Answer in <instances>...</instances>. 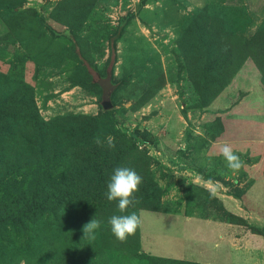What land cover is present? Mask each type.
<instances>
[{
    "label": "rangeland",
    "instance_id": "rangeland-1",
    "mask_svg": "<svg viewBox=\"0 0 264 264\" xmlns=\"http://www.w3.org/2000/svg\"><path fill=\"white\" fill-rule=\"evenodd\" d=\"M258 98L264 0H0V264L145 260L142 238L151 252L177 237L204 248L208 223L264 264V235L227 222L264 234ZM224 142L245 161L238 175ZM117 167L143 177L128 209L142 228L126 243L107 223L121 214L105 195ZM93 217L102 227L82 239Z\"/></svg>",
    "mask_w": 264,
    "mask_h": 264
},
{
    "label": "clouds",
    "instance_id": "clouds-1",
    "mask_svg": "<svg viewBox=\"0 0 264 264\" xmlns=\"http://www.w3.org/2000/svg\"><path fill=\"white\" fill-rule=\"evenodd\" d=\"M258 102L264 103V99H259ZM98 147L113 150L116 147L114 137L108 136L102 139L96 136L93 141ZM219 154L226 162V166L233 175H238L245 167V161L241 156L234 151L233 146L224 142L219 147ZM211 183V181H209ZM143 184V177L130 167H117L107 182L106 198L110 202H116L120 215H113L107 223L111 227V232L114 237L121 243H126L129 237L134 236L139 229L142 228V219L137 212H128L130 207L140 203L138 193ZM216 190H210L209 197L215 198ZM95 217V216H94ZM92 218L89 222L83 225V238L95 239L98 231L102 227V221ZM21 264H24L22 261Z\"/></svg>",
    "mask_w": 264,
    "mask_h": 264
},
{
    "label": "crops",
    "instance_id": "crops-1",
    "mask_svg": "<svg viewBox=\"0 0 264 264\" xmlns=\"http://www.w3.org/2000/svg\"><path fill=\"white\" fill-rule=\"evenodd\" d=\"M218 224L220 226H218L217 224L215 225L208 223L209 227L211 226V229L215 228L216 231L211 230L212 235L211 237H207L209 242H207L206 246H204L205 249L203 248V245L201 244L199 245L197 241H189V243H187L188 242L187 240H182L181 238L177 237L174 239L177 240V242H175L174 245L167 243V240H162L161 247H163V249L161 250V252H159L158 250H154V252H151V250L147 249V246L145 245V242L143 241L142 238L141 252L157 259L175 260V261L183 260L193 264L249 263L246 262V260L244 261L239 260L238 256L235 253H233L234 251L233 248L232 249L230 248V245H234V241H233L234 237L231 238L230 234L235 230L230 229L226 224H221V223ZM222 227L224 228V230H222ZM242 237H241L242 239L247 238L245 234H242ZM184 247H185V251L183 250ZM144 263L145 260L130 259L119 263L114 262L111 264H144ZM258 263L260 264L262 263V261L261 262L259 261Z\"/></svg>",
    "mask_w": 264,
    "mask_h": 264
},
{
    "label": "trees",
    "instance_id": "trees-1",
    "mask_svg": "<svg viewBox=\"0 0 264 264\" xmlns=\"http://www.w3.org/2000/svg\"><path fill=\"white\" fill-rule=\"evenodd\" d=\"M227 222H229L230 224H234V225H239V226H247L248 228L251 229V231L255 234H259V235H264L263 234V231L260 232V230H258V228H255V227H252V226H249L245 220L235 214H232V213H228L227 214ZM140 255L142 256L141 258L142 259H145V260H148L149 262L152 261V260H155L157 258H154V257H151V256H148L146 255L145 253H140ZM161 260H165V259H161Z\"/></svg>",
    "mask_w": 264,
    "mask_h": 264
},
{
    "label": "water",
    "instance_id": "water-1",
    "mask_svg": "<svg viewBox=\"0 0 264 264\" xmlns=\"http://www.w3.org/2000/svg\"><path fill=\"white\" fill-rule=\"evenodd\" d=\"M106 99H105V101L108 103V98H109V96H110V93L108 92V93H106ZM104 108L107 110L108 108H110V105H108V106H104Z\"/></svg>",
    "mask_w": 264,
    "mask_h": 264
}]
</instances>
